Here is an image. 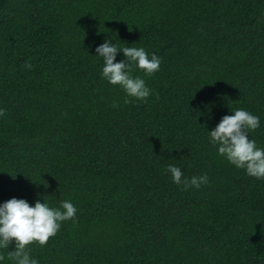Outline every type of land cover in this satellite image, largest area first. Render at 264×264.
I'll return each mask as SVG.
<instances>
[{
    "label": "trees",
    "instance_id": "1",
    "mask_svg": "<svg viewBox=\"0 0 264 264\" xmlns=\"http://www.w3.org/2000/svg\"><path fill=\"white\" fill-rule=\"evenodd\" d=\"M105 40L161 59L132 67L146 101L102 77ZM0 109V204L77 209L37 264H264V178L208 133L244 109L264 149V0H0Z\"/></svg>",
    "mask_w": 264,
    "mask_h": 264
},
{
    "label": "clouds",
    "instance_id": "2",
    "mask_svg": "<svg viewBox=\"0 0 264 264\" xmlns=\"http://www.w3.org/2000/svg\"><path fill=\"white\" fill-rule=\"evenodd\" d=\"M96 55L103 58L102 77L112 85H119L128 97L146 101L152 90L145 80L133 77V65L142 70L147 76L159 70L161 59L153 54L149 58L143 48H119L109 40L96 47ZM118 52H122L127 60L114 62ZM24 67L31 69L32 65L26 62ZM125 100V103H129ZM117 105L114 103L113 107ZM4 110L0 109V116ZM259 127V117L244 109H236L234 115H225L209 133L210 141L218 145V154L238 169L246 170L249 176L257 179L264 178V149L257 148L254 140L248 139L249 131ZM167 172L171 174L173 183L189 187H200L208 183L206 174L184 178L179 167L168 165ZM77 209L69 201H61L59 208L49 207L39 200L34 206L23 199L12 198L0 204V248H9L13 241L14 250L7 253V258L15 264H37V260L30 256L28 245L38 242L44 246L50 237L56 235L61 222L75 220ZM5 257L0 255V260Z\"/></svg>",
    "mask_w": 264,
    "mask_h": 264
}]
</instances>
